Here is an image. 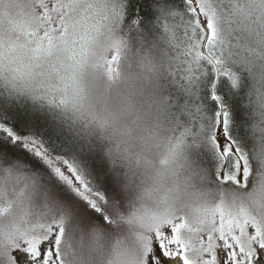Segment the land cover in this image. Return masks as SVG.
I'll use <instances>...</instances> for the list:
<instances>
[{
    "label": "snow or ice",
    "instance_id": "1",
    "mask_svg": "<svg viewBox=\"0 0 264 264\" xmlns=\"http://www.w3.org/2000/svg\"><path fill=\"white\" fill-rule=\"evenodd\" d=\"M182 5L0 0V264H264V0Z\"/></svg>",
    "mask_w": 264,
    "mask_h": 264
},
{
    "label": "trees",
    "instance_id": "2",
    "mask_svg": "<svg viewBox=\"0 0 264 264\" xmlns=\"http://www.w3.org/2000/svg\"><path fill=\"white\" fill-rule=\"evenodd\" d=\"M160 4H165L174 9L182 8V0H126V16L128 19L141 18L145 25L150 24L157 15L156 9ZM236 106L243 118L244 110L240 108V102Z\"/></svg>",
    "mask_w": 264,
    "mask_h": 264
},
{
    "label": "clouds",
    "instance_id": "3",
    "mask_svg": "<svg viewBox=\"0 0 264 264\" xmlns=\"http://www.w3.org/2000/svg\"><path fill=\"white\" fill-rule=\"evenodd\" d=\"M9 218H5L0 223L7 224ZM69 234L71 235V228H69ZM78 253H82L83 260L78 261L77 264H105L106 257H101L98 253H92L87 247V240H85V246L77 249Z\"/></svg>",
    "mask_w": 264,
    "mask_h": 264
}]
</instances>
